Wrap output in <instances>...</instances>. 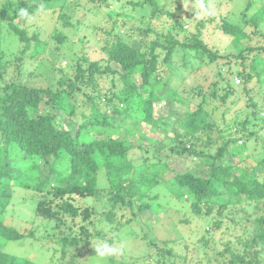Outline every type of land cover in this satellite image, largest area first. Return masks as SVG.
Listing matches in <instances>:
<instances>
[{"label": "trees", "instance_id": "obj_1", "mask_svg": "<svg viewBox=\"0 0 264 264\" xmlns=\"http://www.w3.org/2000/svg\"><path fill=\"white\" fill-rule=\"evenodd\" d=\"M47 1L49 0H4L2 3V13L5 12L6 16L1 17L8 19V26L21 44L14 58L9 59L10 61H21L24 56H34L37 52V47L41 44L38 43L40 38L37 33H29L25 28L15 24L14 20L28 19L31 14L37 12L39 4ZM116 1H121L123 4L128 3L132 9L137 6L140 9L148 7L150 15H155L160 10L158 0ZM242 1L243 7L239 10L240 22L233 21V17L229 19V13L225 15L226 17L222 15L221 20L215 22V27L227 36V40L234 42L238 48L236 52H219L204 43L201 38V29L206 22H209L208 20L213 21L214 19L213 17H207V20L202 19L197 12H194L187 17L197 19L195 30L191 34L192 41H182L171 33H166L162 35L165 42L160 43L158 39L152 41L148 51H141L120 39L110 41L104 47V52L107 53L108 60L120 66L122 72L118 73L119 71L117 72L108 65L101 67L97 61H88V57L82 54L80 60L76 62L73 78H68L67 81L59 79L56 88L55 86L38 87L4 82V68L8 62H5L0 45V82H2L0 83L2 91L0 94V183L3 182L0 184V196L10 197V188L14 183L24 189L38 192L50 186L51 188L46 190V193H52L57 200L54 204L56 210L72 218L82 217L83 223L80 225V231L62 237L66 245L69 244L76 248L72 256L78 259L79 264L86 262L82 260L84 259L82 254L86 255L89 251V237L91 236L87 224L90 222L93 225L94 220H88L96 213L91 207H84L85 197L99 195L97 199L101 198L100 200L106 197L110 204L101 218L110 225L116 218L119 219L126 215L118 213L117 210L121 209L133 215H141L150 211L158 199V194H151L150 190L160 182V174L165 172L167 174L170 168V164L165 160L169 157H164V159L160 152L161 148L166 145L155 146L156 151L153 157H149L144 166L137 165L128 157V151L132 147L130 140L117 139L112 134L116 133L118 127L123 122H127L129 118L131 121L141 120V125L144 127L146 123L153 121V102L161 98L163 94L156 93L158 91L156 88L160 83L157 68L161 51L164 53L163 61L166 62L171 59L179 46L190 48L194 52L193 56L200 60L208 56L209 60L214 62L226 57L227 61L220 63L221 68L228 75H234V79L227 81L224 77L225 92L219 96L222 102L227 101V97L235 92L234 87L238 85L235 80L244 83L250 81L255 75L259 85L264 84V33L262 34L261 30V26H264V0ZM222 2L226 3L225 0ZM257 3L260 5L256 9ZM253 8L255 10L247 17V11ZM22 10H27L28 17L22 16ZM169 16L175 18L176 32L181 30L185 22L182 11L176 8V11L170 13ZM180 17L183 20H179ZM68 23L69 21L64 22V24ZM247 29L263 37V43L256 46L249 45L251 33ZM53 36L59 42L63 39L59 33ZM245 38L248 45L244 44ZM30 42L36 46L27 53L31 46ZM157 47H160L159 53L156 50ZM252 52V56L249 57L247 53ZM247 58L249 59L246 65ZM83 62L87 65L84 66ZM236 65H241L242 68L236 69ZM106 72L119 74L124 80L120 90L109 87L101 91L97 88L99 78ZM136 74L138 75L134 78ZM220 79H222L221 75L218 80ZM217 84L218 81H215L208 93L201 91V86L196 87L198 90L196 94L201 96L202 101L192 110H190L192 102L188 101V103L181 96V92H175L174 98L186 104L187 114L178 123L177 130L169 133L167 147L172 144L169 147V154L201 158L203 154L201 147L204 144H211L209 130L215 122L210 112L203 107V102L215 93ZM85 85L90 86V89L85 90L83 88ZM193 95L191 94V97ZM63 97L65 99H62ZM247 105L252 109L250 116L236 123V127L240 130L231 134L232 137H223V143L216 148L214 153L210 155L207 153L211 160L209 175H200L193 170H185L175 172L172 178L168 179L171 180L168 181L171 187H174L173 194L183 199L186 195L191 207L196 211L202 208L201 203L206 202L224 206L230 202L243 200L247 206L249 203H257L260 199H264V175L259 171L260 168L264 171V157L254 164L249 160V154L246 151L249 141L258 138L259 130H255V127L262 129L261 123L255 119H258L257 111L263 110L262 115L264 116V109L259 107L258 110V105L251 94L247 96ZM44 107L46 109L42 111ZM133 112L138 113V119L132 118ZM252 115H255L254 119ZM222 122L226 123L223 120ZM220 129L222 128L218 124V130ZM137 130L139 134L142 132L140 128ZM105 131L108 132L107 136H102ZM94 132L101 136H96ZM204 134L206 137L202 139ZM261 140L264 139L261 138ZM12 153L23 155L24 159L14 162ZM225 154L231 157L233 164L245 161L248 157L249 163L246 165H249V169L240 168L238 173H234L231 170L233 164L225 160ZM40 160L46 164L48 170L46 177L43 178L38 175L41 165L38 161ZM101 169L109 182L107 188L102 183L100 184L97 177ZM50 179L53 180L52 183ZM10 180L13 182L10 183ZM99 191H106V195L103 196L102 192L99 194ZM51 202V199L46 198L40 200L36 205L37 212L47 219L60 222L57 211H52L49 207ZM241 217L232 216L230 220L233 225H238L245 220H241ZM131 219L130 215L125 222ZM247 219L250 227L246 226V229L236 238L242 250H234L231 241H226L223 248L217 252L220 257L223 258L224 255L227 257L225 261L227 264H264V213L258 212L252 218ZM221 223L222 220L207 227V235H201L196 239V245H193L194 251L197 253L207 251L206 248H209L214 241V234L221 232ZM23 235L14 227L0 221V240H17ZM163 244L167 245L164 242ZM164 245H156L155 254L158 255L156 258L158 262L165 263L163 258L166 255L172 256L171 248ZM185 246L187 250L188 245ZM178 257L182 260V264H187L185 256L178 254ZM213 259H216L214 255L208 256L207 264H212ZM78 262L76 261V264ZM0 264L41 263L27 258H22L17 262L8 254L0 251Z\"/></svg>", "mask_w": 264, "mask_h": 264}, {"label": "rangeland", "instance_id": "obj_2", "mask_svg": "<svg viewBox=\"0 0 264 264\" xmlns=\"http://www.w3.org/2000/svg\"><path fill=\"white\" fill-rule=\"evenodd\" d=\"M100 1L49 0L44 4H39L37 12L31 14L28 19H15L14 23H17L19 27L25 28L29 33L36 32L40 38L38 43H41L37 47L35 55L24 56L22 62V60L10 61L18 52L21 44L8 26V19L1 17L6 16V13H2L4 0H0V45L5 56V62H8L4 68L3 81L38 87L55 86L56 88L59 79L67 81L68 78H73L76 62L80 60L82 54L88 57V61H97L101 67L108 65L120 73L122 72L120 66L114 61L108 60V55L104 52V47L107 46L108 42L120 39L141 51H148L152 41L156 39L160 43H164L165 39L162 35L166 33H171L182 41L190 42L197 19L187 17L194 12H197L202 19L207 20V17L214 19L213 21L208 20L209 22H206L201 29V38L204 43L219 52H236L238 49L234 42L227 40V36L215 27V24L228 13L230 14L229 19L233 17V21L240 22L239 10L243 7L242 0H225L226 3H223L222 0H158L157 4L160 10L155 15H150L148 7L140 9L137 6L132 9L130 4H123L121 1ZM259 5L260 3L256 4V9ZM176 8L182 11V15L185 17L183 27L178 32L174 28L175 18L169 16L170 13L176 11ZM254 10V8L248 10L247 17ZM179 20H183V18L180 17ZM65 21H69V23L64 24ZM261 30L263 34V25ZM55 33H59L60 37L63 38L61 42L54 38ZM250 33L249 45L256 46L263 43V37ZM30 43L31 46L27 53L36 46L32 45V42ZM246 43L247 39L245 38L244 44L248 45ZM156 50L158 53L161 51L160 47H157ZM193 54L194 52L190 48L179 46L171 59L166 62L163 61L164 53L161 51L158 56L159 65L157 68L160 83H158L156 93L163 94L161 98L155 99L153 102V121L146 123L144 127L141 125V120L131 121L129 118L127 122H123L124 124L122 123L118 127L116 133L112 134L117 139L126 138L130 140L132 147L128 151V157L137 165L144 166L148 158L153 157V153L156 151L155 146L166 145V147L161 148L160 152H162L163 158L169 157L164 159L170 164V168L167 174L166 172L160 174V182L150 190L151 194H158L156 204L150 211L141 215H133L129 212H123L121 209L117 210L118 213L126 215L119 219L116 218L110 225L109 222L101 218L110 204L106 197L104 200L97 199L99 195L85 197V200L83 199L85 201L84 207H91L96 213L88 220H94L93 225L90 222L87 224L91 236L89 237V251L86 252V255L82 254L84 258L82 260L86 261L84 264H97L98 258L92 245L97 239H106L116 243L123 242L124 254L108 258L104 264H182L178 254L185 256L187 264H207V257L213 255L216 259H213L212 264H227L225 262L227 257L224 255L222 258L217 252L223 248L226 241H231L234 250L241 251L242 246L236 241V238L239 237L240 232L246 229V226L250 227L247 218H252L258 212L264 213V199H260L257 203H249L247 206L243 200L230 202L224 206L206 202L201 205L202 208L199 211H196L191 207L188 198L183 199L181 196L177 197L173 194L174 187H171L168 182L171 180L168 179H171L175 172L193 170L200 175H209L211 160L207 153L209 155L214 153L216 148L223 143V137H232L231 134L240 130L236 127V123L244 117L250 116L252 108L247 105L248 94L253 95L258 110L259 107L264 109V84L259 85L255 75L248 82L241 83L239 80H235L236 84L238 83L234 87L235 92L227 97V101L222 102L219 96L225 92V81L234 79V75H228L221 68L220 63L227 61V58H219L213 62L209 60L208 56L200 60ZM247 54L250 57L253 52ZM248 59L245 60L246 65ZM83 65L86 66L87 63L83 62ZM235 68L241 69L242 66L236 65ZM137 75L133 77L136 78ZM220 75L222 79L218 80ZM123 81L119 74L106 72L99 78L97 88L101 91L109 87L120 90L124 84ZM215 81H218L217 90L203 102V107L210 112L211 118L215 122V125L209 130L211 144H204L201 147L203 152L201 158L169 154V147L172 145L167 147L169 145V133L177 130L178 123L187 114L186 104L174 98L173 95L176 91L181 92V96L187 102H192L190 105V110H192L202 101L201 96L196 94L198 91L196 87L201 86V91L208 93ZM0 83L2 84V82ZM83 88L89 90L90 86L85 85ZM0 94H2L1 89ZM191 94H194L193 97ZM45 109V107L42 108V111ZM257 112L259 113L256 114L258 119L255 121L261 123L262 129L255 127V130H259L258 138L250 140L246 148L249 160L254 164L264 157V140H261V138L264 139L263 110ZM31 114L33 113L31 112ZM132 116L135 119L139 117L138 113L134 112ZM252 118L254 119L255 115H252ZM222 120L226 123L224 124ZM218 124L222 128L220 131ZM138 128L142 131L140 134ZM107 134L108 132L105 131L102 136H107ZM95 135L101 136L98 133ZM204 137H206L205 134L202 139ZM138 144L142 146L137 147ZM23 157V155L12 153L14 162L22 161ZM225 160L233 164V160L228 154H225ZM38 162L41 164L38 169L39 177H46L48 172L46 164L41 160ZM246 163H249L248 157L245 161L234 163L236 165L233 164L231 170L234 173H238L240 168L247 170L249 165ZM259 171L264 175L262 168ZM165 175L167 177L164 178ZM97 177L100 184L102 183L107 188L109 182L104 176L103 169ZM52 179H50L51 183ZM12 182L10 180V183ZM100 184L98 185L100 186ZM50 188L47 186L45 190L38 192L24 189L14 183L10 188V197L0 196V221L24 234L21 239L0 240V251L8 254L11 259L17 262L22 258L41 264H76V261L78 262V259L72 256L76 248L69 244L66 245L62 241V237L69 233L79 232L80 225L83 223L82 217L72 218L56 210L54 204L57 200L52 193H46V190ZM100 192L102 191H99V194ZM105 192H102L103 196L106 195ZM43 198L52 200L49 207L52 211H57L60 222L59 220L47 219L37 212L36 205ZM130 215L132 219L125 222V219ZM232 216H242L241 220H245L241 224L233 225L232 220H230ZM220 220H222L221 232L214 234V241L209 248H206L207 251L199 253L194 251L193 245H196V239L201 235H207V227ZM245 233L247 232L245 231ZM151 242L155 243L152 244ZM163 242L167 245H164ZM156 245L171 248L172 253L170 254L172 256L166 255L163 258L165 263L161 262L160 258L161 263L157 261ZM185 245H188L187 250Z\"/></svg>", "mask_w": 264, "mask_h": 264}, {"label": "clouds", "instance_id": "obj_3", "mask_svg": "<svg viewBox=\"0 0 264 264\" xmlns=\"http://www.w3.org/2000/svg\"><path fill=\"white\" fill-rule=\"evenodd\" d=\"M21 14L24 17H28L27 10H22ZM184 197L186 198V195ZM92 245L98 258L97 264H104L108 258L124 254L123 242L116 243L109 242L106 239H97Z\"/></svg>", "mask_w": 264, "mask_h": 264}, {"label": "built area", "instance_id": "obj_4", "mask_svg": "<svg viewBox=\"0 0 264 264\" xmlns=\"http://www.w3.org/2000/svg\"><path fill=\"white\" fill-rule=\"evenodd\" d=\"M237 81V80H236Z\"/></svg>", "mask_w": 264, "mask_h": 264}]
</instances>
